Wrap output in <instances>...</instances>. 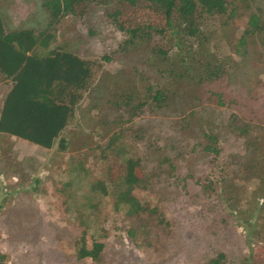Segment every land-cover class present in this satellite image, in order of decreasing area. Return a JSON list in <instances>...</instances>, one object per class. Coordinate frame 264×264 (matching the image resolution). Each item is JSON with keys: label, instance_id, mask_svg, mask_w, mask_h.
<instances>
[{"label": "rangeland", "instance_id": "obj_1", "mask_svg": "<svg viewBox=\"0 0 264 264\" xmlns=\"http://www.w3.org/2000/svg\"><path fill=\"white\" fill-rule=\"evenodd\" d=\"M41 1L15 8L41 19ZM115 8L89 3L49 32L48 45L94 64L64 150L0 138L4 264H207L217 254L224 264H249L264 245V51L249 26L251 16L264 23V0H234L175 47L159 36L127 41L108 17ZM31 21L35 35L47 30ZM197 57L219 61V78L205 81ZM148 85L162 88L166 103L129 119L123 95L135 106ZM207 133L214 159L204 150ZM128 158L146 177L131 193L147 209L139 216L114 204L106 180L107 168ZM82 236L88 249L103 244L101 261L77 259Z\"/></svg>", "mask_w": 264, "mask_h": 264}, {"label": "trees", "instance_id": "obj_2", "mask_svg": "<svg viewBox=\"0 0 264 264\" xmlns=\"http://www.w3.org/2000/svg\"><path fill=\"white\" fill-rule=\"evenodd\" d=\"M108 4L115 2L116 8L108 14L112 25L121 33L127 35L130 41L137 37L150 39L153 36L171 38L174 45L176 39H190L200 35V26L204 19L213 16H222L226 13L228 6L234 0H42L41 6L48 16L47 30L43 33L34 34L33 31L21 30L5 33L0 23V73L15 83H20L21 78L27 75L38 77L39 83L46 84L48 88L53 82L56 83L54 91H33L31 96L23 97L22 101L31 103L32 112L35 114L33 123L24 125L27 131H33L31 136L46 133L48 138H31L28 142L45 149H51L53 139L66 125L67 116L74 118L75 107L84 92L91 88V79L94 64L79 59L68 52H61L58 48L46 50L48 40L51 39L50 30L61 18L72 16L80 17L89 3ZM229 12H232L230 10ZM202 21V22H201ZM249 26L252 32L257 33L258 41L264 51V23L251 16ZM185 41V40H184ZM39 47L46 56L35 58L27 56L28 52ZM41 48V49H40ZM166 46L161 44L157 53L164 57ZM11 54V56H10ZM198 63L202 66V77L205 81L218 79L220 74L219 61L207 62L197 57ZM222 71V70H221ZM54 93V95H53ZM221 95L215 99L218 104ZM132 97L123 95L122 104L128 109V118L132 119L142 115L146 105H153L155 108L162 107L167 96L165 91L158 86L148 85L145 87L141 99H137L136 105H131ZM30 107V106H29ZM54 109V110H53ZM55 113L57 122H52L51 116L47 120L44 113ZM26 113H28L26 111ZM60 120L62 122H58ZM2 127H0V130ZM208 143L204 150L211 158L217 156L215 138L211 134H205ZM64 137L55 142L59 151L64 150ZM109 140L107 148L113 143ZM122 163L113 162L106 171V180L109 183L110 192L116 206H125L128 215L139 216L146 210L131 194L136 189L145 186L146 177L139 167L137 159H124ZM108 187L102 188L103 193ZM108 193V192H107ZM132 231H126V236L132 238ZM103 244L93 242L90 249L85 246L82 236L78 241L76 252L77 259H90L93 262L101 261ZM260 252L257 255L250 254L249 264H264V245L258 247ZM5 255L0 252V264H4ZM207 264H224V256L217 254Z\"/></svg>", "mask_w": 264, "mask_h": 264}, {"label": "crops", "instance_id": "obj_3", "mask_svg": "<svg viewBox=\"0 0 264 264\" xmlns=\"http://www.w3.org/2000/svg\"><path fill=\"white\" fill-rule=\"evenodd\" d=\"M25 0H21V4L24 3ZM19 3V0H14L13 5L9 6L11 8L7 10H3L0 8V23L2 26V29L5 33L10 32H16L21 30H27V31H35L38 28V26L34 25L36 22H33L31 20L34 19V17L39 18L40 25L47 23V13L42 8L43 16L40 19L38 15H35L31 9H24V13H17L18 8H15L16 4ZM39 12V11H38ZM41 14V13H40ZM35 34V33H34ZM48 45V44H47ZM55 47H53L49 44L46 47V50H53ZM34 51L28 52L27 56H35V58H42L43 56H46L43 51L39 50V47H35ZM41 49V48H40ZM64 52V51H61ZM72 54V53H69ZM11 56V54H10ZM81 59L80 57H78ZM38 77L34 75H27L21 78L20 83H15L11 79L4 76L2 73H0V127L2 129L0 130V138L6 139L9 141H13L16 144H21L24 146H30L34 149H42L47 150L45 148H42L38 145H35L33 143H30L27 141V139L31 138H41L46 139L48 138V135L46 133H40V135L37 136H31L30 134L33 133V131L29 132L24 127L27 123H33L35 114L32 112L33 106H31V103H25L22 101L23 97L31 96L33 91H54L55 92V86L56 83L53 82L52 85L48 88V85L46 84V80L44 79V83H39ZM54 95V93H53ZM86 96V95H85ZM81 99L80 103L81 104ZM30 106V107H29ZM76 108V107H75ZM54 110V109H53ZM52 110V113H44V117L48 120L51 116L52 122H57V120L54 118L55 113ZM26 111L28 113H26ZM75 114V113H74ZM58 122H62L59 120ZM72 117L69 115L67 116L65 120V126L62 128L61 132L58 133L57 136H51L53 139V146H55V142L59 139L64 137L65 130L68 129V127L71 125ZM51 147V148H52Z\"/></svg>", "mask_w": 264, "mask_h": 264}]
</instances>
